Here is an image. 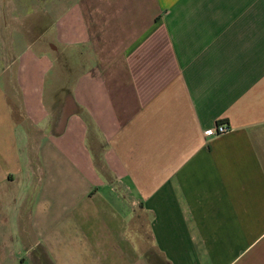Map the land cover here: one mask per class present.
Instances as JSON below:
<instances>
[{"label": "crops", "instance_id": "0c3cea01", "mask_svg": "<svg viewBox=\"0 0 264 264\" xmlns=\"http://www.w3.org/2000/svg\"><path fill=\"white\" fill-rule=\"evenodd\" d=\"M0 264H264V0H0Z\"/></svg>", "mask_w": 264, "mask_h": 264}, {"label": "built area", "instance_id": "2783aa9c", "mask_svg": "<svg viewBox=\"0 0 264 264\" xmlns=\"http://www.w3.org/2000/svg\"><path fill=\"white\" fill-rule=\"evenodd\" d=\"M229 131H230V127L226 124V122H221V123H218L214 131L207 134V136L214 137L222 133H227Z\"/></svg>", "mask_w": 264, "mask_h": 264}]
</instances>
